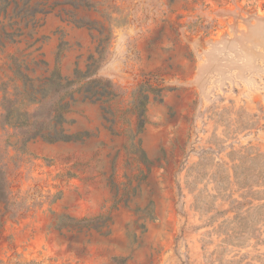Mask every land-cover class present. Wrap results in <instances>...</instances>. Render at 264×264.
<instances>
[{
	"label": "rangeland",
	"instance_id": "rangeland-1",
	"mask_svg": "<svg viewBox=\"0 0 264 264\" xmlns=\"http://www.w3.org/2000/svg\"><path fill=\"white\" fill-rule=\"evenodd\" d=\"M10 1L1 264H264V0H31L35 21ZM91 55L117 95L75 92L77 139L23 143L5 98L33 111L57 64L72 79Z\"/></svg>",
	"mask_w": 264,
	"mask_h": 264
},
{
	"label": "trees",
	"instance_id": "trees-1",
	"mask_svg": "<svg viewBox=\"0 0 264 264\" xmlns=\"http://www.w3.org/2000/svg\"><path fill=\"white\" fill-rule=\"evenodd\" d=\"M2 1L1 11H3L4 17H8V6L11 1ZM78 2L81 5L89 6V0H79ZM18 5L19 3L16 1L15 8ZM45 6L46 2L44 1L31 4V0H27L22 9V11H25V15H22V18L29 17L35 21L36 14L48 12L45 10ZM100 58H95L91 55V61L87 64L86 69L77 68L72 79L65 78L61 73L59 64H57L46 83L41 85L34 95H30V103L36 105L33 111L22 108V101H12L6 97V102L8 101L9 105L5 108V113L2 115L5 123L20 130L23 143H28L38 138H42L49 143L77 139L78 136L69 133L64 126L67 122L66 114L70 105L68 99H71L75 92H83L85 98L91 99L93 102L101 100L105 95H117L115 93V85L110 79L97 76ZM148 90H151V87L147 89L142 84L134 93H138L140 100L137 105L139 132L143 131L146 123V104L149 100ZM0 203H3L7 209L9 205L13 204L6 171L2 165H0ZM103 218V215H100L97 220H102ZM86 220L85 218L80 219L79 222ZM90 222L92 221L90 220Z\"/></svg>",
	"mask_w": 264,
	"mask_h": 264
}]
</instances>
